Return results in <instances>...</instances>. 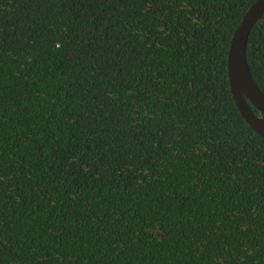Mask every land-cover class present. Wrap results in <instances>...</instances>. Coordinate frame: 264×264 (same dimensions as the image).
I'll use <instances>...</instances> for the list:
<instances>
[{
    "label": "trees",
    "instance_id": "1",
    "mask_svg": "<svg viewBox=\"0 0 264 264\" xmlns=\"http://www.w3.org/2000/svg\"><path fill=\"white\" fill-rule=\"evenodd\" d=\"M256 1L0 0V264H264Z\"/></svg>",
    "mask_w": 264,
    "mask_h": 264
},
{
    "label": "water",
    "instance_id": "2",
    "mask_svg": "<svg viewBox=\"0 0 264 264\" xmlns=\"http://www.w3.org/2000/svg\"><path fill=\"white\" fill-rule=\"evenodd\" d=\"M264 16V0H257L236 30L228 57L230 87L236 105L249 126L264 138V92L254 81L247 59L249 38ZM251 106L260 112L256 115Z\"/></svg>",
    "mask_w": 264,
    "mask_h": 264
}]
</instances>
